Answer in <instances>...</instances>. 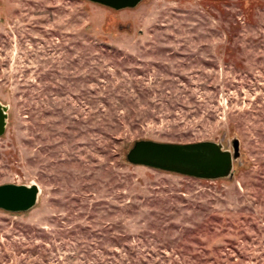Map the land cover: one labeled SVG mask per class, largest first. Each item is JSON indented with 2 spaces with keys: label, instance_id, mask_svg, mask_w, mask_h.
<instances>
[{
  "label": "rangeland",
  "instance_id": "rangeland-1",
  "mask_svg": "<svg viewBox=\"0 0 264 264\" xmlns=\"http://www.w3.org/2000/svg\"><path fill=\"white\" fill-rule=\"evenodd\" d=\"M0 264H264V0H0ZM221 143L206 181L126 162L135 141Z\"/></svg>",
  "mask_w": 264,
  "mask_h": 264
},
{
  "label": "water",
  "instance_id": "water-1",
  "mask_svg": "<svg viewBox=\"0 0 264 264\" xmlns=\"http://www.w3.org/2000/svg\"><path fill=\"white\" fill-rule=\"evenodd\" d=\"M118 11L136 8L144 0H85ZM8 122V107L0 103V136ZM232 150L221 143L203 141L190 144L161 143L150 140L135 141L125 155L126 162L165 173L188 178L217 181L233 177V167L239 158L236 140ZM35 184L0 185V210L10 214H23L33 210L39 199Z\"/></svg>",
  "mask_w": 264,
  "mask_h": 264
}]
</instances>
